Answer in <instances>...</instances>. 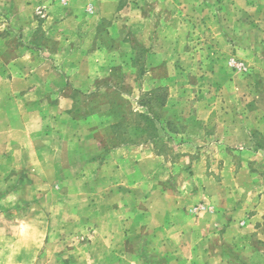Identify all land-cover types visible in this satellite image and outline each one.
<instances>
[{
	"label": "rangeland",
	"instance_id": "1",
	"mask_svg": "<svg viewBox=\"0 0 264 264\" xmlns=\"http://www.w3.org/2000/svg\"><path fill=\"white\" fill-rule=\"evenodd\" d=\"M0 264H264V0H0Z\"/></svg>",
	"mask_w": 264,
	"mask_h": 264
},
{
	"label": "clouds",
	"instance_id": "2",
	"mask_svg": "<svg viewBox=\"0 0 264 264\" xmlns=\"http://www.w3.org/2000/svg\"><path fill=\"white\" fill-rule=\"evenodd\" d=\"M24 228H25V226H23V225H22V227H21V230L23 231V230H24Z\"/></svg>",
	"mask_w": 264,
	"mask_h": 264
}]
</instances>
